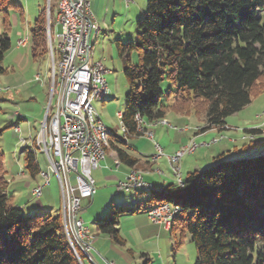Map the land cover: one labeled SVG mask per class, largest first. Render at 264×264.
Returning <instances> with one entry per match:
<instances>
[{
  "label": "trees",
  "instance_id": "1",
  "mask_svg": "<svg viewBox=\"0 0 264 264\" xmlns=\"http://www.w3.org/2000/svg\"><path fill=\"white\" fill-rule=\"evenodd\" d=\"M58 3L50 5L51 12ZM11 7V0H0V12ZM45 11L29 38L35 62L47 60L49 53ZM7 36L0 37V76L11 49ZM117 48L121 55L137 53L139 61L134 65L127 57L123 70L129 90L121 124L127 138L142 136L138 118L154 124L167 113L196 116L206 125L203 133L222 131L228 117L264 92V0H148L134 41L118 42ZM166 80L173 87L167 94L173 98L170 105L161 103ZM118 144L123 142L110 135L106 153L112 147L115 163L136 169L138 161ZM23 152L25 170L36 178V155ZM4 162L0 150V264H85V256L68 242L61 215L25 217L15 206L7 193ZM144 195L153 205L143 208L146 212L161 204L178 208L170 231L190 236L197 249L195 264H264V156L220 162L189 173L182 185ZM141 209L112 207L99 230L124 245L119 218Z\"/></svg>",
  "mask_w": 264,
  "mask_h": 264
},
{
  "label": "rangeland",
  "instance_id": "2",
  "mask_svg": "<svg viewBox=\"0 0 264 264\" xmlns=\"http://www.w3.org/2000/svg\"><path fill=\"white\" fill-rule=\"evenodd\" d=\"M147 1L134 0L133 4L127 5L123 0H92V10L99 31H94L90 40L92 47L90 62L91 64L101 62L111 72L106 75L110 94L105 102L94 101L93 106L111 135L119 138L123 143L129 142L124 135L121 120L117 117L118 112H124L126 95L129 90L123 70L127 57L132 59L134 65H138L139 61L137 53L129 56L121 55L117 43L128 44L134 41L137 23L144 16ZM57 3L58 0H11L14 7L0 12V37L7 33V37L11 41V49L5 54L2 62L6 72L0 76V130L3 131L0 150L5 155L7 193L12 197L15 196L13 197L15 206L26 204L27 208H32L23 213L25 217H33L47 212L53 216H62L63 210L60 185L54 175L50 177V185L43 190L41 199L38 200L32 196L33 188L43 186L45 180L41 175H37L36 178L30 177L25 170L23 160V150L27 149L36 155L40 172H48L49 163L46 155L38 149L35 141L41 131L42 123H44L46 108L50 100L51 63L49 58L35 62L29 41L25 47H19V42L22 39L30 38L41 9H46L45 18L48 21V7L52 4V7L55 8ZM16 6L22 7L23 13L18 11ZM54 12H51L53 17ZM61 32L62 29L59 26L55 31L54 40V50L57 52L59 51ZM37 75L38 80H36ZM171 88L173 87L167 80L161 84L164 94L161 103L164 105H170L173 102V98L167 97ZM170 116L166 121H162L165 122L164 125L159 123L160 125L157 124L151 128L155 135V145L159 144L162 149L160 141L162 133L160 131L162 129L172 130V127L175 126ZM187 118H191L187 129L197 136L187 141L173 154L163 150L164 156L157 160L158 162L166 160L167 157L175 155L185 147L195 146L194 153L186 154L181 159L180 170L183 179H186L190 173L188 171L191 170L194 163L210 160L212 152H215L216 148L224 146L228 141L240 142V144L238 143L239 148L244 140L247 144L254 138L264 141V92L257 98H253L242 111L228 117L227 125L220 133L219 129L203 133L206 125L202 121L194 115ZM180 128L179 130L184 131ZM257 129L263 132V136L255 137L246 134V131ZM202 133L208 135L199 138ZM140 138L143 140L137 142V151L145 155L151 152V157L155 156L156 150L152 148L153 142L145 136ZM118 146L125 147L123 144H118ZM112 152L113 149L110 147L109 154L112 155ZM166 161L168 167L162 166V169L169 177L174 178V184H178L168 160ZM113 165L111 168L115 169ZM132 170L140 174H142L141 171L151 172V170L142 169ZM152 172L157 174L161 171L156 167ZM92 176L96 181L97 194L92 204L89 203L90 200L82 202V210L79 214L89 230L94 248L93 256L90 252L94 263L88 255L81 251L90 262L86 261L85 264H144L145 259H148L150 264H195L197 249L191 242L190 236L181 233L173 235L171 231L165 230L150 220L148 221L150 226L158 227L145 228L147 215L126 213L120 216L119 230L121 229L120 236L124 240V245L116 244L111 237L101 233L98 224H103V219L110 214L112 207H124L127 210H134L137 207L143 209L148 201V196L144 193L149 189L141 187L138 190L120 192L117 190L118 182L109 181V172L101 168L93 170ZM138 228L147 231L143 232ZM136 229L138 230L136 231Z\"/></svg>",
  "mask_w": 264,
  "mask_h": 264
},
{
  "label": "built area",
  "instance_id": "3",
  "mask_svg": "<svg viewBox=\"0 0 264 264\" xmlns=\"http://www.w3.org/2000/svg\"><path fill=\"white\" fill-rule=\"evenodd\" d=\"M62 24H64L63 44H66L68 50L67 63L64 65L65 102L63 112L58 113L52 119L53 132H46L42 123L38 144L43 147L49 163L46 173L47 186L33 188L32 196L38 200L41 199L43 190L49 186L48 178L54 175L60 184V191L68 193L71 197L69 211L73 215L76 235L84 242L85 251L92 253L93 240L90 238L89 230L79 214L82 210V202L94 199L97 189L92 171L101 168L102 161L95 151L94 142L87 140L84 136L78 118V102L80 100L90 102L89 110L94 117V122H96V132L97 128H104L103 121L92 111V97L107 93L108 84L106 76L103 75L102 67H99V72L87 70V43L91 40L93 26H97L90 0H67ZM27 43L25 38L22 39L21 47H25ZM88 74L97 75L93 96H85L84 94V85ZM36 80H38V75ZM151 142H153L156 150V155L152 156V160L157 161L161 158L162 150L155 145V138ZM178 156L176 153L173 167L176 168L177 177L184 180L178 176ZM141 182L147 181L127 174L124 180L118 182L117 190L138 186ZM167 207L168 205L161 207L158 211L147 212L149 220L164 228L168 218Z\"/></svg>",
  "mask_w": 264,
  "mask_h": 264
},
{
  "label": "bare ground",
  "instance_id": "4",
  "mask_svg": "<svg viewBox=\"0 0 264 264\" xmlns=\"http://www.w3.org/2000/svg\"><path fill=\"white\" fill-rule=\"evenodd\" d=\"M127 5L133 4V0H123ZM67 0H59L57 10L54 14V17L52 18L51 15V9L50 6L48 7V21H47V28H46V34H47V46H48V58L51 63V74H52V79H51V87H50V100H49V105L47 108V112L45 115L44 123H43V129L46 132H53V123L52 119L55 118L58 113L63 112V107H64V102H65V79H64V65L67 63V58H68V50L67 46L64 43V24H62V16L64 13V7L66 4ZM61 27L62 32L60 35V45H59V51L54 50V40H55V31L57 30L58 27ZM96 31L98 32L99 29L97 26H93V32ZM27 42L29 41V38H25ZM27 45V44H26ZM19 47H21V41L19 42ZM87 51L88 55L86 56V63H87V70L91 72H99V67H102L103 70V75H109L111 74L110 71H108L101 62L91 64L90 62V55L92 51V47L90 46V41L87 43ZM97 83V75L96 74H88L86 77V84L84 85V94L85 96H93V88L95 84ZM109 87L107 90V93L105 94H100L97 96L92 97V111L101 119L98 111L94 108L93 102L94 101H100V102H105L106 98L108 97L109 93ZM90 109V102H87V100H80L78 102V118L79 122L82 125V129L84 132V136L87 140H91L94 142V148L95 151L99 154L101 157V161L103 162L106 159V150L104 149V144L108 140L109 136L111 133L109 132L108 128L104 124V128H97L96 132V122H94V117L91 114ZM122 112L117 113V117L119 120H122ZM102 120V119H101ZM139 121V131L142 134V136L147 137L148 139L152 140L154 138V132L148 129L149 126L152 125H157L159 123L163 124L162 121L156 122L154 124H147L140 118L137 119ZM103 121V120H102ZM104 123V122H103ZM160 125V124H159ZM41 137V131L38 134V137L36 138V146L38 149L42 152H44L43 147L38 144L40 141ZM157 147L160 148L161 151V157L164 156L163 149L159 144H156ZM188 146V145H187ZM196 147L195 146H188L185 147L183 150H180L177 152L179 155L177 157V166H178V176L181 177V170H180V162L181 159L186 155V154H192L195 151ZM45 153V152H44ZM167 160L171 166V169L173 171V174L176 177V181L179 185L183 184L182 179H179L176 175V168L173 167V160H175V155L167 157ZM42 178H44L45 183L43 186H38L36 188H41V187H46L47 186V176L46 173L40 172ZM129 175L135 176L137 178H143V175L135 172L132 170ZM144 179V178H143ZM48 185H50V177L48 178ZM60 185V184H59ZM141 187H147L149 190L154 189L155 187L147 182H141L140 185L134 186L131 188H123L121 191H129V190H138ZM33 194V190H32ZM62 196V221H63V227L64 231L66 234V237L68 239V242L72 249L75 251L77 255H79V252L81 253L84 252L90 260L94 263L92 260V257L90 255L89 251H85V244L76 235V230L74 227V219L73 215L70 214L69 211V205H71V197L68 193L61 192ZM167 207V215L168 218L166 219V225L164 226L165 230L170 231V227L172 225L173 219L178 212V208H173L170 204H161L153 209H151L149 212L152 211H158L161 207ZM80 250V251H79ZM82 264V263H81Z\"/></svg>",
  "mask_w": 264,
  "mask_h": 264
},
{
  "label": "crops",
  "instance_id": "5",
  "mask_svg": "<svg viewBox=\"0 0 264 264\" xmlns=\"http://www.w3.org/2000/svg\"><path fill=\"white\" fill-rule=\"evenodd\" d=\"M90 3H91V8H92V0H90ZM103 105H105V104H103ZM170 115H171L170 113H167L164 120L166 121L167 117H169ZM170 117H171L170 118L171 121L175 124V126L172 127V130L162 129L160 131V133H162V136L160 137V141H161V144L163 146V150L169 154H173L179 148H181V146H183L187 141H189L192 138H195V136H197V134H194L190 130L187 129L188 126L190 125L189 119H191V118L177 116L174 114L171 115ZM226 124H227V122H226ZM153 126H155V125L149 126L148 129L151 130V128ZM178 126L181 127L180 129H182L184 131L179 130ZM214 131H215L214 129L211 130V132H214ZM251 131L254 132L253 135L255 137L257 135L263 136V132L259 129L251 130ZM218 132L220 133L222 131L219 130ZM247 132H249V131H246V134H248ZM207 135L208 134L202 133V136L199 138L206 137ZM127 139L129 140V142L123 143V145L125 147L124 148L121 147V148L124 151H126L128 154H130V156H132L133 158H135L138 161V163L135 167L136 169L151 170L150 173L149 172L146 173L144 171H141L143 178L147 181V183L152 184L156 189H166L167 186L174 184V178L172 179V176L169 177L166 174V171L164 169H162V166L168 167V164L166 161L167 159L166 160H160L159 162L152 160L151 152H149V154L145 155V154L139 153L137 151V145L136 144H137V142H141L143 139H141L140 137L132 138V139L127 138ZM246 140H248V139H246ZM133 143H134V145H133ZM216 143H218V142H216ZM238 143L240 144V142H237V141L226 142L224 144V146H220L219 148H216L215 152H212L210 160H208V161L205 160L204 162L199 161V162L194 163L192 165L191 170L188 172L192 173L194 171H202V170H205V169L210 168L212 166H215L216 164H218L220 162L236 161V160L247 158V157L248 158H250V157L254 158V157L261 156V155L264 156V141L263 140L258 141L256 138H254V140H252L249 144H247L244 140V142H242L243 144H241L240 148L238 147V145H239ZM152 148H154V145ZM154 150H155V148H154ZM109 152H110V149L107 151V155H108L107 159H105L101 163V169L109 172V179H110V180L108 179L109 181L113 180V182H120V181L125 179L126 175L131 171V168L124 165V164L115 163L114 162V158H116L115 152L113 151L112 155H110ZM111 165L115 166V169L111 168ZM156 167H158V169L160 168V171H161L160 173L155 174L152 172V170L155 169ZM95 183H96V181H95ZM96 194H97V192H96ZM96 194H95V196H96ZM95 196H94V199H95ZM13 197H15V196H13ZM94 199L92 201L90 200L89 203L92 204ZM84 201L88 202L89 200H84ZM146 206L153 207V205L148 204V202H147ZM19 208L23 211V213L32 209V208H27L26 204L19 205ZM138 213H139V215H147V212L144 211V209H141ZM137 214H136V216H137ZM145 221L147 222L145 228L149 227L150 225L148 224L149 223L148 222L149 221L148 215H147V220L145 218ZM134 223H136V222H134ZM150 227L155 228L158 226L155 225V226H150ZM138 229L142 230L143 232L147 231L146 229H143V228H138ZM138 229H136V231ZM119 231H121V229ZM92 252H94V248H93ZM91 255L93 256L92 253H91Z\"/></svg>",
  "mask_w": 264,
  "mask_h": 264
},
{
  "label": "water",
  "instance_id": "6",
  "mask_svg": "<svg viewBox=\"0 0 264 264\" xmlns=\"http://www.w3.org/2000/svg\"><path fill=\"white\" fill-rule=\"evenodd\" d=\"M251 158V157H250Z\"/></svg>",
  "mask_w": 264,
  "mask_h": 264
}]
</instances>
